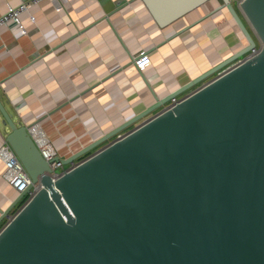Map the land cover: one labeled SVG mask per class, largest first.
Returning <instances> with one entry per match:
<instances>
[{
    "label": "water",
    "instance_id": "water-1",
    "mask_svg": "<svg viewBox=\"0 0 264 264\" xmlns=\"http://www.w3.org/2000/svg\"><path fill=\"white\" fill-rule=\"evenodd\" d=\"M141 1L164 27L208 0ZM237 4L261 41L257 54L231 65L256 41L221 0L246 43L54 156L68 164L56 176L0 99L4 139L41 183L13 214L31 184L1 210L0 264H264V0Z\"/></svg>",
    "mask_w": 264,
    "mask_h": 264
},
{
    "label": "crops",
    "instance_id": "crops-1",
    "mask_svg": "<svg viewBox=\"0 0 264 264\" xmlns=\"http://www.w3.org/2000/svg\"><path fill=\"white\" fill-rule=\"evenodd\" d=\"M20 1L0 0V13ZM220 4L208 0L160 27L141 0H39L34 22L22 14L27 34L0 29V99L67 157L242 47L244 35ZM142 47L152 62L138 69L133 56ZM6 132L0 115V142ZM3 169L0 159V212L19 194Z\"/></svg>",
    "mask_w": 264,
    "mask_h": 264
},
{
    "label": "built area",
    "instance_id": "built-area-1",
    "mask_svg": "<svg viewBox=\"0 0 264 264\" xmlns=\"http://www.w3.org/2000/svg\"><path fill=\"white\" fill-rule=\"evenodd\" d=\"M38 1L39 0H25L20 1L16 4L7 3L5 11L0 13V29L8 26L9 24H12L19 35L27 34L28 30L23 21L22 14L26 13L28 20L34 22L36 17L35 14L31 11V7ZM56 7L57 9L59 8L58 5H56ZM255 37L256 43L254 47L247 51L243 56L239 57L231 65L241 62L258 53L261 48V41L256 33ZM151 62L152 61L149 55V51L146 48L142 47L138 49L133 56V64L138 69L150 65ZM175 102L176 98H172L168 105H173ZM27 129L32 139L36 143L40 154L45 159L50 160L49 165L52 168L51 174L56 176L59 170L58 167H60V170L65 169L66 167H63V164H61L59 160L53 159V157L57 155L53 143L50 139H48L45 132L37 124V122L30 123ZM0 159H2L4 164V169L2 172L4 178L12 187H14V189L18 191V193L22 192L28 187L29 184H31L29 190L24 193L25 199L23 200V202H25L41 187V183L39 182V180L32 182L21 160L18 158L12 147L5 139L0 142Z\"/></svg>",
    "mask_w": 264,
    "mask_h": 264
},
{
    "label": "trees",
    "instance_id": "trees-1",
    "mask_svg": "<svg viewBox=\"0 0 264 264\" xmlns=\"http://www.w3.org/2000/svg\"><path fill=\"white\" fill-rule=\"evenodd\" d=\"M24 199H25V195L19 200V203L21 204V203L23 202ZM19 203H18L17 205H20ZM15 209H16V208H15ZM15 209H14V210H15Z\"/></svg>",
    "mask_w": 264,
    "mask_h": 264
},
{
    "label": "rangeland",
    "instance_id": "rangeland-1",
    "mask_svg": "<svg viewBox=\"0 0 264 264\" xmlns=\"http://www.w3.org/2000/svg\"><path fill=\"white\" fill-rule=\"evenodd\" d=\"M233 2H234V1H233ZM64 165H65V166H64ZM64 165H63V167H66V166H68V164H67V163H66V164H64ZM58 169L60 170V167H58Z\"/></svg>",
    "mask_w": 264,
    "mask_h": 264
},
{
    "label": "flooded vegetation",
    "instance_id": "flooded-vegetation-1",
    "mask_svg": "<svg viewBox=\"0 0 264 264\" xmlns=\"http://www.w3.org/2000/svg\"><path fill=\"white\" fill-rule=\"evenodd\" d=\"M89 152H90V151H89ZM89 152L85 153V154H84V155H82L81 157L85 156V155H86V154H88ZM81 157H80V158H81Z\"/></svg>",
    "mask_w": 264,
    "mask_h": 264
}]
</instances>
